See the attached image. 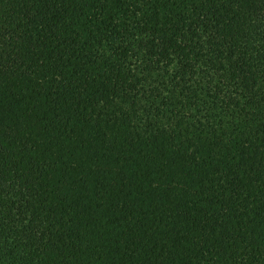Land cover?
Wrapping results in <instances>:
<instances>
[{
	"label": "trees",
	"instance_id": "obj_1",
	"mask_svg": "<svg viewBox=\"0 0 264 264\" xmlns=\"http://www.w3.org/2000/svg\"><path fill=\"white\" fill-rule=\"evenodd\" d=\"M0 264H264V0H0Z\"/></svg>",
	"mask_w": 264,
	"mask_h": 264
}]
</instances>
